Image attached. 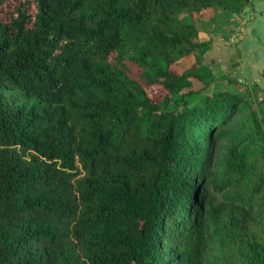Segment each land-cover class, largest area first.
Returning a JSON list of instances; mask_svg holds the SVG:
<instances>
[{
	"label": "trees",
	"instance_id": "1",
	"mask_svg": "<svg viewBox=\"0 0 264 264\" xmlns=\"http://www.w3.org/2000/svg\"><path fill=\"white\" fill-rule=\"evenodd\" d=\"M248 3L0 0V264H264V118L195 22Z\"/></svg>",
	"mask_w": 264,
	"mask_h": 264
},
{
	"label": "rangeland",
	"instance_id": "2",
	"mask_svg": "<svg viewBox=\"0 0 264 264\" xmlns=\"http://www.w3.org/2000/svg\"><path fill=\"white\" fill-rule=\"evenodd\" d=\"M254 13L256 17L253 21ZM195 20L200 30H205L211 35V39L214 37L213 43L210 40L209 52L207 50V54L214 61L212 69L216 76L214 83L217 86H229L245 92L256 114L264 118V55L260 56L259 52L250 54L248 50L247 55L242 58L237 46L241 40L243 27L247 48L256 44L264 46V0H249L248 5L238 13L213 7ZM199 37L202 38L201 35ZM217 40L218 45L215 43ZM230 51L232 53L228 56ZM223 74L227 75L226 79L222 77ZM262 127L264 138V123ZM219 149L217 147L213 149L212 159H216Z\"/></svg>",
	"mask_w": 264,
	"mask_h": 264
},
{
	"label": "crops",
	"instance_id": "3",
	"mask_svg": "<svg viewBox=\"0 0 264 264\" xmlns=\"http://www.w3.org/2000/svg\"><path fill=\"white\" fill-rule=\"evenodd\" d=\"M255 17H256V13H254V18H253V21L255 20ZM244 29H245V27H243L241 30H242V33H241V40H239V42L237 43V46H238V48H239V50H240V55H241V57L242 58H244V56H246L247 55V53H246V51L248 52V50L250 51V54L252 53V54H257L258 52L260 53V56H262V55H264L263 53H264V46L261 44H256L255 46H253V47H248L247 48V44H246V42H244ZM214 37L211 39V42L213 43L214 41ZM218 42V40L217 41H215V43H217ZM212 45V44H211ZM211 45H210V47H211ZM217 45H218V43H217ZM225 50V49H224ZM208 52H209V50H208ZM231 53H232V51H230L229 52V54H228V56H230L231 55ZM254 56H256V55H254ZM264 65V64H263Z\"/></svg>",
	"mask_w": 264,
	"mask_h": 264
}]
</instances>
